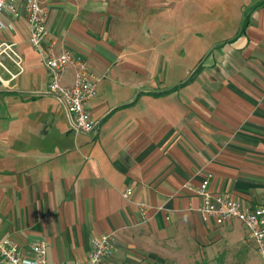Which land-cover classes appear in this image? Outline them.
<instances>
[{
	"label": "crops",
	"instance_id": "crops-1",
	"mask_svg": "<svg viewBox=\"0 0 264 264\" xmlns=\"http://www.w3.org/2000/svg\"><path fill=\"white\" fill-rule=\"evenodd\" d=\"M39 1L56 51L84 54L100 76L97 128L77 132L50 92L24 14L0 30V239L44 238L49 261L73 264L111 234L103 264H196L215 228L238 221L197 211L207 175L212 194L264 206V0L242 6L236 34L208 44L187 80L165 70L157 36L173 0Z\"/></svg>",
	"mask_w": 264,
	"mask_h": 264
},
{
	"label": "built area",
	"instance_id": "built-area-1",
	"mask_svg": "<svg viewBox=\"0 0 264 264\" xmlns=\"http://www.w3.org/2000/svg\"><path fill=\"white\" fill-rule=\"evenodd\" d=\"M22 13L29 27V44L40 55L48 71L50 92L61 100L77 132H94L97 123L91 118L88 105L96 94L99 74L84 54L66 48L56 51V38L46 25L47 10L39 0H20L19 3L18 0H0V30L12 31V20ZM69 66L74 67V75L72 83L66 85L61 82V77ZM209 178L210 175H207L196 189L201 198L197 211L211 218L216 225H223L232 219L240 221L264 264V206L245 209L239 200H233L229 195L212 194L207 189ZM130 194L129 188L123 193L125 197ZM93 244L88 257L76 259L73 264H103L104 258L116 249L111 234H103ZM47 247L48 242L44 238L29 242L27 248L13 238H2L0 264H57L48 260Z\"/></svg>",
	"mask_w": 264,
	"mask_h": 264
},
{
	"label": "rangeland",
	"instance_id": "rangeland-1",
	"mask_svg": "<svg viewBox=\"0 0 264 264\" xmlns=\"http://www.w3.org/2000/svg\"><path fill=\"white\" fill-rule=\"evenodd\" d=\"M178 14L163 17L160 47L166 56H172L165 70L187 80L191 73L202 69L206 46L236 34L240 25V9L248 0H173ZM179 27L168 30V22ZM173 39H172V38ZM174 37H177L174 40ZM149 46V45H148ZM189 72L188 75H184ZM184 80V81H185ZM60 103V102H58ZM61 105V104H60ZM232 228V232L228 229ZM216 234L219 236L213 238ZM214 235V236H213ZM212 244H202L195 252L196 264H262L259 254L248 238L245 226L235 221L232 226H218Z\"/></svg>",
	"mask_w": 264,
	"mask_h": 264
}]
</instances>
